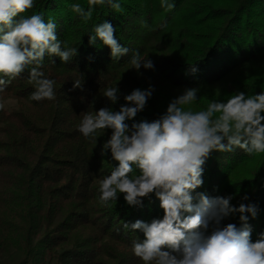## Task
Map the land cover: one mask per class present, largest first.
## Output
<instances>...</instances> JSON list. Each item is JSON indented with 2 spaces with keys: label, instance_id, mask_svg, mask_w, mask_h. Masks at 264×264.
I'll use <instances>...</instances> for the list:
<instances>
[{
  "label": "trees",
  "instance_id": "obj_1",
  "mask_svg": "<svg viewBox=\"0 0 264 264\" xmlns=\"http://www.w3.org/2000/svg\"><path fill=\"white\" fill-rule=\"evenodd\" d=\"M118 2L121 11L98 5L87 22L71 11L76 3L87 10V0H34V7L21 14L42 13L46 23L51 18L58 39L78 54L64 64L58 56H45L41 71L56 81L55 100L29 99L34 87L27 68L0 93L5 102L0 110V264H143L132 244L144 234L123 224L162 219L160 200L152 194L133 207L121 194L111 207L99 204V181L117 162L110 151L101 155L110 129L95 140L78 131L83 113L104 107L119 111L125 95L150 85L155 91L145 109L127 121L130 126L159 118L188 88L198 89L193 110H206L210 102H226L241 91L248 96L264 91V0H169L175 4L171 11L160 6L161 0ZM105 20L130 50L120 60L111 58L101 40L89 44V33ZM136 51L152 60L154 69L131 68ZM77 80L81 88L73 87ZM116 86L120 98L113 104L102 92ZM202 179L194 196L231 195L233 206H256L257 217L248 214L255 242L264 232V154L213 151ZM229 223L239 226V214L222 221Z\"/></svg>",
  "mask_w": 264,
  "mask_h": 264
},
{
  "label": "clouds",
  "instance_id": "obj_2",
  "mask_svg": "<svg viewBox=\"0 0 264 264\" xmlns=\"http://www.w3.org/2000/svg\"><path fill=\"white\" fill-rule=\"evenodd\" d=\"M105 4L121 11L118 0H87V10L76 3L71 11L87 22L96 6ZM160 6L165 11L175 8L169 0H161ZM33 7L34 0H0V93L27 68L28 83L34 87L29 99L52 101L56 99V81L41 71L45 56H58L64 64L78 54V49L58 39L51 18L46 23L42 13L21 15ZM115 33L112 23L105 20L93 27L89 44L101 40L111 49V58L120 60L130 50L119 43ZM129 63L137 71L155 67L139 51L132 54ZM73 87L82 86L77 80ZM119 91L118 86L108 87L102 95L115 104ZM154 91L151 85L145 90L134 89L124 96L126 103L119 111L104 107L94 114L85 112L77 125L85 140H95L101 130H111L101 155L110 151L117 164L99 181V204L111 207L121 194L133 207L142 206L152 194L160 200L162 219L123 224L125 230L143 232L145 238L132 244L134 256L143 264H264V232L253 242L249 223L248 214L252 218L258 214L254 204L236 207L231 204V195H193L204 183V165L213 151L239 148L249 156L264 154V91L251 96L241 91L226 102H210L206 110H193L198 89L188 88L159 118L130 126L127 121L145 109ZM4 108L5 102L0 101V110ZM237 213L239 226L222 224Z\"/></svg>",
  "mask_w": 264,
  "mask_h": 264
}]
</instances>
